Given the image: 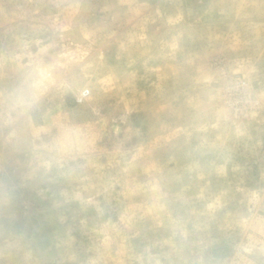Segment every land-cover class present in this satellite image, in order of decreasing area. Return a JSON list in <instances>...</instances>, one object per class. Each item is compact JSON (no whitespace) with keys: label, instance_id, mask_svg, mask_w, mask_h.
Segmentation results:
<instances>
[{"label":"rangeland","instance_id":"obj_1","mask_svg":"<svg viewBox=\"0 0 264 264\" xmlns=\"http://www.w3.org/2000/svg\"><path fill=\"white\" fill-rule=\"evenodd\" d=\"M0 264H264V0H0Z\"/></svg>","mask_w":264,"mask_h":264}]
</instances>
